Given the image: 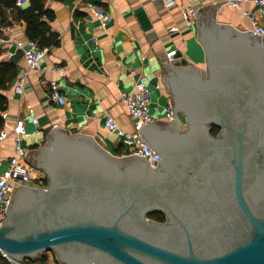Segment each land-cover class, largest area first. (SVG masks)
Segmentation results:
<instances>
[{
    "label": "water",
    "instance_id": "95a60500",
    "mask_svg": "<svg viewBox=\"0 0 264 264\" xmlns=\"http://www.w3.org/2000/svg\"><path fill=\"white\" fill-rule=\"evenodd\" d=\"M220 4L196 20L203 70L158 60L175 119L139 130L156 165L54 128L32 161L46 185L11 193L0 251L59 264H264V36L217 22Z\"/></svg>",
    "mask_w": 264,
    "mask_h": 264
},
{
    "label": "crops",
    "instance_id": "0c3cea01",
    "mask_svg": "<svg viewBox=\"0 0 264 264\" xmlns=\"http://www.w3.org/2000/svg\"><path fill=\"white\" fill-rule=\"evenodd\" d=\"M225 1L43 0L44 9L53 14L52 19L43 20L58 36L59 43L47 48L39 62L40 70L28 69L22 57L13 63L16 75L6 89H0L6 98L5 109L0 111V127L10 132L16 119L24 121L23 142L27 146L24 161L35 167L33 156L54 128L68 134H88L111 154L123 156L124 147L117 135L107 130L105 119L111 117L125 132L134 131V122L121 102V94L134 87L136 76L131 70L154 86L151 103L154 122L171 121L164 119L165 105L171 97L159 61L166 60V53L174 50V60H187V65L203 70L205 56L196 20L199 13L207 9L210 13L219 3L215 12L217 22L248 31L250 24L242 11L252 5L240 2L235 8ZM94 6L109 17L104 25L98 21ZM189 6L195 8L197 15L187 26L180 12ZM261 22L264 24V19ZM171 27L175 31L171 32ZM4 39L10 41L6 43ZM13 39H28L25 23L16 18L15 9H5L0 17V61H9V55L16 51L11 44ZM21 72L25 73V83L22 92L15 93L12 86ZM50 80L56 82L64 96L62 105L50 98ZM33 116L40 130L37 135H33L36 128L31 122ZM178 118L183 129L184 119ZM13 153L10 135L0 142V172Z\"/></svg>",
    "mask_w": 264,
    "mask_h": 264
},
{
    "label": "built area",
    "instance_id": "2783aa9c",
    "mask_svg": "<svg viewBox=\"0 0 264 264\" xmlns=\"http://www.w3.org/2000/svg\"><path fill=\"white\" fill-rule=\"evenodd\" d=\"M29 0H15L17 5H23ZM226 2L232 7H238L240 2H248L252 5L251 9L243 10L242 15L249 21L250 27L248 31L254 35L264 36V24L261 22L264 19V0H226ZM95 14L98 21L104 25L109 17L99 7H95ZM181 19L189 26L193 23L197 12L193 7H186L181 9ZM175 27H171L170 31H175ZM8 42L10 40H3ZM11 44L15 49H20L22 52V58L26 62L28 69L40 70V60L47 53V48L39 47L37 42L30 39H13ZM176 51L171 50L166 53V59L172 63L174 61ZM12 55V54H10ZM9 55V56H10ZM131 73L136 76L133 90L124 92L121 94V102L128 117L134 122V131L131 133L125 132L121 129L111 117L105 119V127L108 131L117 135L124 147L123 155H138L144 157L150 165L155 166L158 162V154L155 150H152L147 144L140 138L139 130L146 123H153L154 118L151 114V103L153 87L148 84L144 76L139 75L136 70L132 69ZM25 83V73L21 72L15 78V82L12 89L15 93H21L23 85ZM50 98L56 103L62 105L65 102L64 96L60 93L59 88L55 81H49ZM155 85V88H158ZM173 108L171 101H168L165 105L164 119L172 120ZM32 124L36 126V117L31 118ZM40 133L39 128L33 130V135ZM26 134L25 124L21 118L15 120L11 131L0 127V142L4 141L11 135L13 143V155L8 159L7 166L0 172V225L5 219V211L9 203L11 193L22 183L32 182L41 184V181L45 177L43 172L32 165L27 164L24 159L27 152V146L24 144V135ZM143 141H140L139 138ZM0 264H56L52 259H46L45 261H35L32 259H22L17 261L8 256L4 251H0Z\"/></svg>",
    "mask_w": 264,
    "mask_h": 264
},
{
    "label": "trees",
    "instance_id": "16d2710c",
    "mask_svg": "<svg viewBox=\"0 0 264 264\" xmlns=\"http://www.w3.org/2000/svg\"><path fill=\"white\" fill-rule=\"evenodd\" d=\"M5 9H15L16 18L25 23V36L37 42L39 47L49 48L51 46H57L59 43L58 36L50 31V27L47 21L53 18V14L44 9L43 0H29L23 5H17L15 0H0V17L3 16ZM1 54V49H0ZM16 75V65L9 61H0V89H6L9 82ZM6 106V98L0 93V111H3ZM0 117V124H1ZM219 128L212 126L211 133L216 135ZM41 186L46 185V179L41 181ZM149 218L157 221H164V215L160 212L154 211L148 214ZM51 252H48V254ZM47 254L35 257V261H45ZM54 258V257H53ZM52 258V259H53ZM55 259V258H54Z\"/></svg>",
    "mask_w": 264,
    "mask_h": 264
},
{
    "label": "rangeland",
    "instance_id": "374dc122",
    "mask_svg": "<svg viewBox=\"0 0 264 264\" xmlns=\"http://www.w3.org/2000/svg\"><path fill=\"white\" fill-rule=\"evenodd\" d=\"M40 185V184H39ZM43 254H47V256H52V257H50V258H53L54 257V255L52 254V253H49L48 254V252H43ZM40 256V255H39ZM31 261H32V259H30ZM53 261H55L56 262V264H59L54 258H53Z\"/></svg>",
    "mask_w": 264,
    "mask_h": 264
},
{
    "label": "flooded vegetation",
    "instance_id": "af4514ba",
    "mask_svg": "<svg viewBox=\"0 0 264 264\" xmlns=\"http://www.w3.org/2000/svg\"><path fill=\"white\" fill-rule=\"evenodd\" d=\"M211 129H212V127H211Z\"/></svg>",
    "mask_w": 264,
    "mask_h": 264
}]
</instances>
